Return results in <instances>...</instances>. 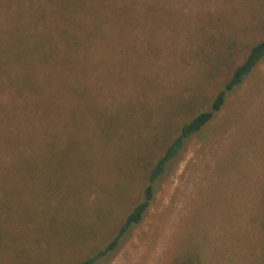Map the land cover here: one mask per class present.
Returning a JSON list of instances; mask_svg holds the SVG:
<instances>
[{
    "label": "rangeland",
    "instance_id": "rangeland-1",
    "mask_svg": "<svg viewBox=\"0 0 264 264\" xmlns=\"http://www.w3.org/2000/svg\"><path fill=\"white\" fill-rule=\"evenodd\" d=\"M0 1V34L23 42L0 58L11 71L0 80V264H77L111 240L148 170L261 40L264 0H117L124 10L95 23L80 12L89 40L63 70L34 68L29 47L47 31L28 27L31 1ZM263 195L264 61L102 264H171L190 249L202 264H262Z\"/></svg>",
    "mask_w": 264,
    "mask_h": 264
},
{
    "label": "trees",
    "instance_id": "trees-1",
    "mask_svg": "<svg viewBox=\"0 0 264 264\" xmlns=\"http://www.w3.org/2000/svg\"><path fill=\"white\" fill-rule=\"evenodd\" d=\"M30 1L32 3L30 7L32 11L30 13L32 20L28 27L33 26V33L42 31L43 29L47 31V34L41 35V37L29 47L34 59L35 70H37L35 67L37 66L36 60L43 63L42 65L45 66L48 65L53 67L55 64H59L60 66L57 70L68 68L69 60L67 57L69 56V51L78 48L79 44L89 40V36L85 33V25L81 24L82 22H79L76 17L80 12H87L92 23H95L97 20H101V22L106 21L107 17L104 16V11H110L111 14H116L118 10H124L123 6L119 8L117 0H96V4H88L89 0ZM16 14L19 15V11ZM39 21H42L44 26L40 25ZM62 22H66V24L61 26ZM36 27L38 30H36ZM96 28H98V30L100 29L99 26ZM72 29H77L74 30L77 31V33H73L74 31L70 32ZM80 31H83V34L78 33ZM66 43L70 46L67 49H65V45H63ZM22 46V41H18V43L14 45L13 39L7 41L4 39L3 35L0 34V58L2 62L4 61L3 57H8L12 52L16 53ZM263 61L264 35L259 42H256L250 47L243 60L235 66L227 83L217 92L210 102V105L207 108L199 110L182 125L178 135L166 146L164 153L148 170L147 179L141 190L139 202L134 204L130 212L112 235L111 240L107 244L96 247L86 258L77 264H102L104 260L118 249L129 231L144 220L155 198L157 182L164 175L169 164L182 152L187 141L192 136L200 133L208 126L215 115L223 109L230 93L240 87ZM0 66L2 71L5 64H1ZM47 74L49 75V73ZM10 75L11 71H3L0 73V80L4 77L9 78ZM19 90L17 91L18 93ZM21 95L22 93L18 94V98ZM4 106L5 105H3L2 108L3 111H5ZM102 115L105 116L104 114ZM262 202L264 207V195ZM261 228L264 233V216L261 221ZM94 233L97 235L96 232ZM82 239L86 242L89 241L87 236ZM171 264H202V261L200 255H197L194 249H190L188 253L175 257ZM262 264H264V254Z\"/></svg>",
    "mask_w": 264,
    "mask_h": 264
}]
</instances>
